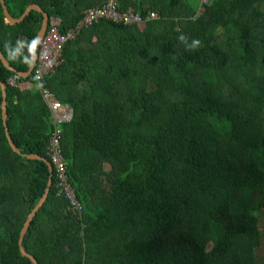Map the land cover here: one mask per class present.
Wrapping results in <instances>:
<instances>
[{
    "label": "trees",
    "instance_id": "16d2710c",
    "mask_svg": "<svg viewBox=\"0 0 264 264\" xmlns=\"http://www.w3.org/2000/svg\"><path fill=\"white\" fill-rule=\"evenodd\" d=\"M109 0H4L12 18L37 5L73 28ZM158 18L102 19L64 49L40 83L72 109L61 150L83 209L53 183L23 238L38 264H262L264 243V0H118ZM0 2V264H36L19 245L50 170V110L28 67L3 44L37 36ZM196 38L185 50L177 39ZM31 84L21 90L10 78ZM18 149L14 151L6 134ZM37 154L39 157H29ZM106 163L110 168L106 169Z\"/></svg>",
    "mask_w": 264,
    "mask_h": 264
},
{
    "label": "built area",
    "instance_id": "2783aa9c",
    "mask_svg": "<svg viewBox=\"0 0 264 264\" xmlns=\"http://www.w3.org/2000/svg\"><path fill=\"white\" fill-rule=\"evenodd\" d=\"M202 6L199 11L204 10V5H210L215 0H200ZM158 18L156 12H150L147 15L136 13L132 8L127 11L120 10L118 0H109L104 6L87 9L77 24L66 32L60 30V20L51 18L48 23L46 33L38 47L36 63L33 68V74L37 83L45 77L51 75L59 68L63 62V54L66 44L77 39L82 30L92 26L102 19H109L115 23L125 25L137 24L144 26L147 21ZM19 80L18 76H15ZM43 100L48 103L51 112L50 123L54 126L47 152L54 170L55 186L59 196L67 200V210L74 214H81L83 205L78 198L75 187L70 180L67 170V159L61 150L62 125L68 123L73 114L70 107L60 104L54 96L46 89L38 88Z\"/></svg>",
    "mask_w": 264,
    "mask_h": 264
},
{
    "label": "water",
    "instance_id": "95a60500",
    "mask_svg": "<svg viewBox=\"0 0 264 264\" xmlns=\"http://www.w3.org/2000/svg\"><path fill=\"white\" fill-rule=\"evenodd\" d=\"M0 2H1L2 8H3V15H4L5 19H6L7 21L11 22V23H20V22H22V21L24 20V18L30 13V11H31L32 9H35V10L41 11V12L43 13V17H44V18H43V22H42L41 28H40V30H39L37 36L40 37V40H41V42H42V39H43V37H44V35H45V33H46V30H47V27H48L49 17H48V15H47L45 12H43V10H41V8H40L39 6H37V5H30V6H28V7L26 8L24 14H23L20 18H12V17L9 15V13H8V11H7L6 7H5V5H4V4H5L4 0H0ZM40 44H41V43H40ZM40 44L37 46V49H36V57H37L38 47H40ZM0 60H1V62L3 63V65H4L6 68L12 70V68L9 66V64H8L7 61L4 59V57L2 56L1 53H0ZM35 63H36V60H35V62L33 63V65H32L31 67H28V70H27L25 73H18V75H19L20 77L24 78V79L27 78L29 75H31V73H32V71H33V68H34V66H35ZM0 86H1V89H2V95H3V100H2L3 120H4V125L7 126V113H6V109H7V106H6V104H7V100H6V86H5V84H3V83H1V82H0ZM6 134H7V137H8V139H9V142H10L11 147L13 148L14 151L18 152L17 147L15 146V144L13 143V141L11 140V137H10V135H9V131H8L7 128H6ZM29 157H39V156H38L37 154H34V155L31 154V155H29ZM46 161H47V164H48V166H49V170H50V176H49V180H48L47 188H46V190H45L43 196L40 198V200L38 201V203H37L36 206L34 207V209H33V210L31 211V213L28 215L27 220L25 221L24 226H23V228H22V230H21V234H20V238H19V245H20V249H21L22 254H23V255H27V256H29V257H30V258H31L36 264H38L36 258H35L33 255L27 253V251L25 250V248H24V246H23L22 243H23V238H24L25 232L27 231V229H28V227H29V225H30V223H31V221H32V219H33V217H34V215L36 214V212L39 210V208L42 206V204H43L44 201L46 200V198H47V196H48V193H49V191H50V187H51V185H52V183H53V166H52V163H51L50 160L46 159Z\"/></svg>",
    "mask_w": 264,
    "mask_h": 264
},
{
    "label": "clouds",
    "instance_id": "9594fccd",
    "mask_svg": "<svg viewBox=\"0 0 264 264\" xmlns=\"http://www.w3.org/2000/svg\"><path fill=\"white\" fill-rule=\"evenodd\" d=\"M177 39L183 44L185 50L196 49L200 44V41L196 38L189 40L184 34L178 35ZM41 43L39 36H33L32 38H18L15 40L14 44H9L4 42L3 49L10 60H19L26 65L31 67L36 60V49ZM33 73V71H32ZM41 83L36 84V88H40Z\"/></svg>",
    "mask_w": 264,
    "mask_h": 264
},
{
    "label": "rangeland",
    "instance_id": "374dc122",
    "mask_svg": "<svg viewBox=\"0 0 264 264\" xmlns=\"http://www.w3.org/2000/svg\"><path fill=\"white\" fill-rule=\"evenodd\" d=\"M192 5H196V1L197 0H190ZM143 26H141L140 28H142ZM18 78H16L15 76H12L10 78V81L12 84H15V83H20L21 81L20 80H17ZM36 88V87H35ZM110 168V164L106 163V169H109ZM261 227L262 229H264V220L261 221ZM259 254L261 255V261H262V264H264V243L259 251Z\"/></svg>",
    "mask_w": 264,
    "mask_h": 264
},
{
    "label": "crops",
    "instance_id": "0c3cea01",
    "mask_svg": "<svg viewBox=\"0 0 264 264\" xmlns=\"http://www.w3.org/2000/svg\"><path fill=\"white\" fill-rule=\"evenodd\" d=\"M15 85L17 87H19L21 90L23 89H29L31 87V84L25 81H21L20 83H15ZM39 90V89H38ZM40 91V90H39ZM48 104V103H47ZM49 106V105H48ZM68 106V105H67ZM69 107V106H68ZM71 109V107H70ZM50 110V109H49ZM71 113H72V109H71ZM50 116H51V112H50ZM50 119V118H49Z\"/></svg>",
    "mask_w": 264,
    "mask_h": 264
}]
</instances>
